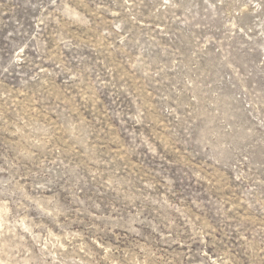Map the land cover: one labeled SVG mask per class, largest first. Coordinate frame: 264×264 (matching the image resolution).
<instances>
[{"label":"rangeland","instance_id":"374dc122","mask_svg":"<svg viewBox=\"0 0 264 264\" xmlns=\"http://www.w3.org/2000/svg\"><path fill=\"white\" fill-rule=\"evenodd\" d=\"M0 264H264V0H0Z\"/></svg>","mask_w":264,"mask_h":264}]
</instances>
